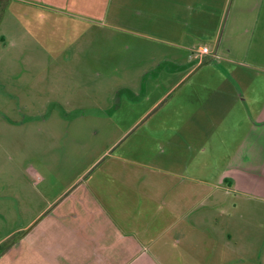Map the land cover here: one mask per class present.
Here are the masks:
<instances>
[{
    "label": "crops",
    "instance_id": "obj_1",
    "mask_svg": "<svg viewBox=\"0 0 264 264\" xmlns=\"http://www.w3.org/2000/svg\"><path fill=\"white\" fill-rule=\"evenodd\" d=\"M82 4L100 10L96 11V21L84 20L87 25H96L95 31L123 26L129 34L152 39L147 28L160 29V33L153 35L163 46L162 53L155 52V65L145 69L123 66L126 73H131L126 90L145 92L151 81L160 87L159 99L138 102L143 110L137 122L148 119L156 108L159 116L149 122L152 131L142 134L145 140L134 145L135 151L119 148L131 128L124 134L116 132L110 147L79 175H86L87 187L77 191L65 207L71 215L68 242L61 244L58 238L39 235L35 254L20 253L13 258L15 264L18 260L19 264L248 263L251 248L258 251L257 245L264 243V229L260 227L254 232L257 238L253 234L248 236L254 220L240 215L238 208H249L253 215L255 203L249 194L264 198V186L254 181L256 174L262 172L252 168L251 186L242 188L233 178L226 184L208 179L209 172H221V164L217 171L218 168L203 166L201 159L200 167L193 171L192 158L196 151L212 161H264V91L254 88L243 74L221 69L218 61L221 58L227 64L239 63L234 50L250 53L236 34L243 33L246 38L250 33L264 32V0H238L236 6L235 0H82ZM86 33L87 28L81 34L71 32L70 37L79 40V45ZM61 37L68 35L64 32ZM102 39L96 34L98 42ZM223 39L226 47L220 55ZM260 40L263 43L264 37ZM198 41L206 44L200 46ZM207 41L212 45L209 55L199 58L194 55L198 51L190 52L192 45L201 49L208 46ZM80 45L76 60L68 56L71 45L47 51L50 60L46 68L55 74L65 68L83 72L90 67L92 72L96 71L101 66L87 63V50L83 51ZM255 46L258 53L264 52ZM259 59L258 64L264 65V58ZM105 68L110 73L111 68ZM111 79L115 81L109 76L106 83L110 84ZM96 85L99 88L102 84L99 81ZM62 87L77 98L85 93L86 86L79 79L64 76L50 87V92L56 93ZM73 101L67 100L60 114L75 121L91 114L77 113L83 106L74 105ZM53 113L52 108L50 115ZM118 117L121 120L129 115H108V119H115L111 127H116V131ZM69 131L70 127L68 135L75 141L73 131ZM156 157H165L166 165ZM102 158L108 162L106 174L98 172L97 166L93 168ZM235 176L233 172L232 177ZM240 191L244 197L240 198ZM239 216L241 220L237 219ZM44 240L49 242L48 246ZM45 248L49 251L43 253ZM261 254H254L258 261ZM7 261L10 251L0 256V264H10Z\"/></svg>",
    "mask_w": 264,
    "mask_h": 264
},
{
    "label": "rangeland",
    "instance_id": "obj_2",
    "mask_svg": "<svg viewBox=\"0 0 264 264\" xmlns=\"http://www.w3.org/2000/svg\"><path fill=\"white\" fill-rule=\"evenodd\" d=\"M237 2L235 0V6ZM96 11L100 10L83 5L82 0H0V256L10 251V261L7 263L15 264L13 258L20 253L34 255L39 235L49 239L58 238L61 244L68 242L71 215L65 207L77 191L80 193L87 187L86 175L82 178L79 175L100 152L102 154L103 150L110 147L116 132L124 134L131 128L126 135L127 140L119 148L126 147L130 153L135 151L137 147L134 145L145 140L141 138L142 134L152 131L149 122L159 116V109L156 108L148 119L137 122L143 110L142 104L138 102L159 99L160 87L151 81L145 92L126 90L127 76L131 73H126L123 66H140L139 69L154 66L155 52L162 53L163 46H159V40H155L158 38L153 35L160 33V29L147 28L153 34L152 39L129 34L123 26L95 31L96 25H87L84 20L96 21ZM86 28L87 33L79 45L83 51L87 50V63L101 67H96L94 72L90 67L83 72L65 68L64 71L58 70V74L53 73L51 68L47 69L46 63L50 60L47 51L54 47L71 45L68 56L76 60L79 40H73L74 36L70 37V33L81 34ZM64 32L68 37H61ZM96 34L103 38L100 42L96 40ZM261 37H264V32L250 33L246 38L243 33H237L236 38L246 43L250 53L241 54L240 49H237L234 50V57L239 63L227 64L221 58L218 61L221 62V69L225 68L232 74H243L254 88L264 91V65L258 64L261 63L259 58H264V52L261 50L258 53L255 46L257 44L264 49ZM198 43L200 46L206 44L205 41ZM207 45L212 49L209 42ZM194 46L190 48L192 53L200 48ZM225 47L223 39L220 55ZM105 66L111 68L110 73L106 72ZM64 76L83 81L85 93L74 98L64 87L56 93L50 92V87L58 84ZM109 76L114 77L115 81L111 79V83L107 84L105 80ZM66 81L67 78L63 83ZM99 81L102 85L97 88ZM247 88L251 87L248 85ZM67 100L73 101L74 105L82 104L83 107L78 108L80 110L77 113L91 114H86L84 118L79 115L82 118L79 121L63 116L60 111ZM126 105H129L128 109ZM52 108L55 113L50 115ZM111 114L129 115L128 118L121 117V120L118 117V131L116 127H111V122L115 120L108 119ZM69 127L75 141L68 135ZM73 143L74 147L71 146ZM195 144L200 145V142ZM201 157L196 151L193 153V171L200 167L201 159L203 166L207 165L209 169L216 170L221 164L219 174L209 172L210 181H223L226 184L227 180L233 178L244 188L251 186L253 169L264 174V161L259 159L255 162L241 159L212 161L205 159L202 154ZM165 159L156 157L162 165H166L163 163L167 162ZM102 160L93 168L97 166L95 169L98 172L106 174L108 162ZM188 160L185 159V162ZM223 162L227 166L223 167ZM233 172L235 177H232ZM262 173L256 174V185L258 181L259 186H264ZM237 184L236 188L239 187ZM243 194L240 191V198L244 197ZM174 195H177V191ZM251 195L255 203L253 215L249 208L238 209L240 215L254 220L248 236L252 237L253 234L257 238L254 232H258L260 227L264 229V198L258 199L261 198L258 194H249V198ZM259 218L261 223L257 221ZM237 219L241 220L240 216ZM66 227L68 229H64ZM48 243L44 240L45 246ZM257 247L258 251L255 247L251 248L246 264H264V243ZM47 249L43 253L49 251ZM255 252L262 253L260 261L254 256Z\"/></svg>",
    "mask_w": 264,
    "mask_h": 264
},
{
    "label": "built area",
    "instance_id": "obj_3",
    "mask_svg": "<svg viewBox=\"0 0 264 264\" xmlns=\"http://www.w3.org/2000/svg\"><path fill=\"white\" fill-rule=\"evenodd\" d=\"M210 52V47L209 46H204L201 49L198 50L196 53L199 58H204V56L209 55Z\"/></svg>",
    "mask_w": 264,
    "mask_h": 264
}]
</instances>
